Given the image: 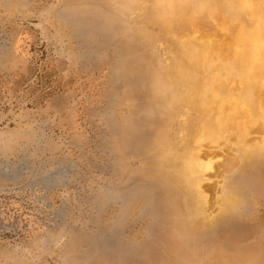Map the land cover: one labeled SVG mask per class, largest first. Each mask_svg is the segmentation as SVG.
I'll return each instance as SVG.
<instances>
[{
    "label": "rangeland",
    "instance_id": "374dc122",
    "mask_svg": "<svg viewBox=\"0 0 264 264\" xmlns=\"http://www.w3.org/2000/svg\"><path fill=\"white\" fill-rule=\"evenodd\" d=\"M253 10L264 18V0ZM222 28L204 0H0V264H264V157L216 167L200 212L157 161L179 84L166 74ZM221 142L218 163L242 153Z\"/></svg>",
    "mask_w": 264,
    "mask_h": 264
},
{
    "label": "bare ground",
    "instance_id": "6f19581e",
    "mask_svg": "<svg viewBox=\"0 0 264 264\" xmlns=\"http://www.w3.org/2000/svg\"><path fill=\"white\" fill-rule=\"evenodd\" d=\"M224 1L210 3L204 0L209 5L211 18L219 20L221 26L223 24L224 38L194 39L195 43H188L181 50L185 62L178 61L166 74L173 76V82L179 84L172 85L174 91L167 106L168 128L161 133L164 137L160 134L155 146L157 161L166 171V178L177 190L187 191V195L198 199L191 210L194 212L201 210L202 200L198 196L204 188L202 183L209 180V174L216 167L222 171L214 176L223 177L240 170L241 159L264 157V42L257 39L258 35H264V18L253 10L263 0H231L234 7L231 25L225 23L228 13ZM173 5L184 17L188 5L177 1ZM170 14L167 12L166 15L171 22ZM238 62L243 68L235 70ZM176 119V140H173L170 132ZM255 125L257 128L252 133L250 127ZM253 134L260 137L250 138ZM229 135L233 136V144L242 156L230 155L228 151L218 163L219 157L213 155L209 144L220 146L221 141H228ZM224 186L219 202L226 214L238 199L231 183ZM178 198V195L172 196L176 214L174 223L180 232L190 235L192 231L185 226L183 213L176 206Z\"/></svg>",
    "mask_w": 264,
    "mask_h": 264
}]
</instances>
